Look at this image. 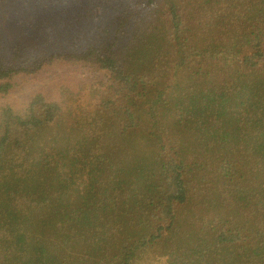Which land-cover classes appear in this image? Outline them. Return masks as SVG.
Masks as SVG:
<instances>
[{
  "label": "trees",
  "instance_id": "1",
  "mask_svg": "<svg viewBox=\"0 0 264 264\" xmlns=\"http://www.w3.org/2000/svg\"><path fill=\"white\" fill-rule=\"evenodd\" d=\"M0 264H264V0H0Z\"/></svg>",
  "mask_w": 264,
  "mask_h": 264
},
{
  "label": "rangeland",
  "instance_id": "2",
  "mask_svg": "<svg viewBox=\"0 0 264 264\" xmlns=\"http://www.w3.org/2000/svg\"><path fill=\"white\" fill-rule=\"evenodd\" d=\"M98 13L99 10L95 12V15ZM92 76L93 72L70 65L46 69L32 78H27L29 80L22 81L4 102L20 105L24 100L28 102L36 93L45 94L50 98L56 93L60 84L75 86L90 81ZM97 77L99 78V75Z\"/></svg>",
  "mask_w": 264,
  "mask_h": 264
}]
</instances>
